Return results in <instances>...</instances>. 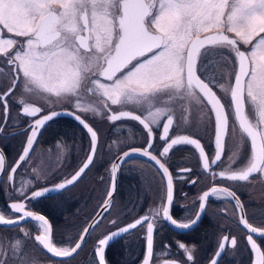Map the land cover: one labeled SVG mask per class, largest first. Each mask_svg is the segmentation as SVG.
<instances>
[{"label":"snow or ice","instance_id":"6c2138e0","mask_svg":"<svg viewBox=\"0 0 264 264\" xmlns=\"http://www.w3.org/2000/svg\"><path fill=\"white\" fill-rule=\"evenodd\" d=\"M10 100L21 106L17 116L28 123L22 132L12 133L26 134V140L10 165L0 149V185L15 196L8 212L0 208V228L20 232L0 235V264H43L41 253L68 264L105 213L113 211L124 166L141 174L160 203L124 226L125 212L118 211L108 230L95 237L90 264H108L107 249L133 230H143L141 264H196L195 246L179 242L180 257L169 259L170 246L157 249L154 233L162 226L158 222L181 231L193 229L210 198L232 204L246 229L252 264H264V249L254 239L256 234L264 240V227L249 222L245 204L232 187L213 184L199 195L198 204L193 201L196 211L189 210L187 219L171 215L174 177L167 164L174 146H192L211 180L264 186V0H0V140L8 139L6 127H19L10 115ZM62 116L89 134L83 162L63 173L59 182H49L63 167L65 151L58 143L55 169L33 168L30 178H21L18 169L31 160L41 129ZM97 119L138 122L146 132V146L121 151L124 141H114L108 147L111 164L99 178L104 188L98 207L103 211L85 226H73L74 232L56 237L48 218L30 209L41 200L62 197L96 166L98 155L103 157L104 145L89 122ZM160 128L162 150L154 154L153 137ZM203 135L213 138L211 157L201 143ZM113 147L118 149L114 158ZM139 157L153 163L158 180L136 168ZM191 172L180 168L176 179ZM259 219L264 222V215ZM28 221L37 234L23 226ZM55 238L62 243H54ZM225 242L238 245L235 236L220 237L209 264H220Z\"/></svg>","mask_w":264,"mask_h":264},{"label":"flooded vegetation","instance_id":"af4514ba","mask_svg":"<svg viewBox=\"0 0 264 264\" xmlns=\"http://www.w3.org/2000/svg\"><path fill=\"white\" fill-rule=\"evenodd\" d=\"M9 106L12 120L18 123L19 127L9 126L4 129V136L8 137V139L0 140V149L3 150L6 161L10 165L18 158L26 140V134L12 135V133L22 132L28 120L22 115L17 116L21 112L20 105L12 103L10 100ZM89 122L98 130L99 143L104 145V151L108 152V147L113 145L114 141L119 144L122 139H127V141L120 144L119 150L121 151L126 150L129 146L140 148L146 146L147 135L138 122L123 120L112 124L106 119L90 120ZM161 133L162 128L155 130L153 137L155 147L152 150L154 154H158L162 150L159 140ZM170 134L174 136L176 132L170 130ZM212 139L208 135H203L201 139V143L205 145V151L210 157L213 154ZM58 143L63 147H73V149L64 147L67 156H64L63 165L64 167L70 166L68 172H71L78 164L83 162L84 150L88 148L89 144V134L68 116H62L55 122H50L45 128L41 129L31 160L18 169L19 176L21 178H30L31 169L37 167L55 169L56 167H51L52 164L48 158V152L55 150ZM115 149L117 152L118 149ZM56 153L59 155V150ZM197 155L198 153L192 146H174L167 157L168 167L174 177V205L171 208V215L177 220L187 219L186 213L189 210L192 213L196 211V205L193 204V201H196L198 204L199 195L203 191L209 190L213 184H216L217 186L232 187L240 200L245 204L249 222L253 223L254 226L264 227V222H261L259 219L264 215V186L255 181L252 184L219 179L213 181L203 172ZM110 164V159L98 164V166L96 163V166L87 173V176L75 186L70 187V190L65 191L64 193L66 194L62 197L41 200L39 203H34L30 210L43 214L48 218L56 237H59L62 232L68 229L70 231L74 230L73 226L75 225L72 222L79 220L78 216L80 220H83L81 227L85 226V222L90 220L100 210L98 205L102 202L103 188L98 187L100 181L95 180L98 177L104 176L102 174L105 169H109ZM135 166L138 169H142L146 176H156L157 180L159 179L156 167L147 158L139 157ZM180 168H191L192 172L184 174V179H176V172ZM216 171H219V169H216ZM58 174L59 172L49 182H59L62 175L57 177ZM192 179L197 181L196 184L190 183ZM6 181L7 178L5 177V184ZM14 201L15 196L11 190L4 185H0V208L4 212H8V204ZM159 203L160 201L156 198V194L152 188L141 180L140 173H130L129 166H124L119 171L118 190L115 193L113 211L111 214L105 213L100 227L92 233V237L84 245L79 254L69 259L68 264H89L92 261V244L95 237L108 230V221L115 218L118 211L123 209L125 212V216L121 220V226L137 216L144 215L150 208L157 206ZM206 205V214L191 230L181 231L172 228L167 223L158 222L162 226L154 233L155 247L160 249L164 245H169L173 256L168 258L174 259L180 257V253L176 247L177 243L183 242L190 249L192 246H195L196 251L194 256L196 264H209L214 252L217 251L220 237L224 235L235 236L238 240V245L232 247L229 242H225V255L220 264H252L254 254L248 249L246 229L242 225H239L238 217L233 210L232 204L223 198H210L206 202ZM221 209H227V213L222 212ZM254 216L256 219H253ZM23 226L34 235L37 234V230L33 227L32 222H25ZM142 231L133 230L132 233L126 234L114 241L112 247L108 248L106 252L108 264H139L144 253ZM14 234H20L19 228L12 229L11 231L0 228V235L12 236ZM254 239H257L258 245L264 249V240L258 239L256 234H254ZM54 243L61 244L62 241L55 238ZM28 247L30 249L33 248L31 241L28 243ZM41 256L44 263L58 264L57 259L50 255L41 253Z\"/></svg>","mask_w":264,"mask_h":264},{"label":"rangeland","instance_id":"374dc122","mask_svg":"<svg viewBox=\"0 0 264 264\" xmlns=\"http://www.w3.org/2000/svg\"><path fill=\"white\" fill-rule=\"evenodd\" d=\"M121 141H124V143L127 141V139H122V140H120V142ZM120 144V143H119ZM64 147H66V148H68V149H73V147H71V146H64ZM58 149L56 148L55 150H53V151H51V152H48V154H49V160H51V164H52V166L51 167H57L56 165H57V157H58V154L56 153V151H57ZM116 149L113 147V149H112V157L114 156V154L116 153V151H115ZM43 156V158H44V155H42ZM67 155H66V153H65V157H66ZM44 159H46V158H44ZM78 159V158H77ZM109 159H110V157H109V154H108V152L107 151H104V155H103V157L101 158L99 155L97 156V158H96V163H97V166H98V164H100V163H103V162H106V161H109ZM74 163V162H73ZM72 163V164H73ZM71 164V165H72ZM64 169V170H63ZM70 170V166L68 167V166H66V167H64V165H63V167H61L60 168V170H59V174L57 175V177H60L63 173H66V172H68ZM106 173H107V169H105V171L103 172V174L102 175H106ZM143 174L144 175H146L144 172H143ZM140 178H141V180L143 181V179H142V177H141V174H140ZM95 181H100V179H99V177H98V179H96ZM98 187H102V188H104V185L101 183V181L99 182V185H98ZM64 194H66V193H64ZM63 194V195H64ZM99 194V193H98ZM97 194V195H98ZM76 218V217H75ZM77 218H79V220H75V221H73L72 222V224L73 225H75V226H79V227H81V225H82V222H83V220L81 219L80 220V217L78 216ZM67 231H70L69 229L67 230ZM71 231H75V229L74 230H71ZM65 232V231H64ZM57 245H60V244H57ZM43 264H51V263H49V262H47V263H44L43 262ZM80 264V263H79ZM90 264V263H89Z\"/></svg>","mask_w":264,"mask_h":264},{"label":"water","instance_id":"95a60500","mask_svg":"<svg viewBox=\"0 0 264 264\" xmlns=\"http://www.w3.org/2000/svg\"><path fill=\"white\" fill-rule=\"evenodd\" d=\"M118 175H119V173H118ZM99 211H103V209H101L100 208V210ZM141 216H143V215H141ZM141 216H137L136 218H139V217H141ZM100 217H96V219H99ZM136 218H134V219H136ZM133 219V220H134ZM133 220H131V221H129V222H127V223H130V222H132ZM126 224V223H125ZM125 224H123V225H121V226H124ZM172 227V226H171ZM173 228V227H172ZM175 229V228H174ZM139 264H141V261H140V263Z\"/></svg>","mask_w":264,"mask_h":264}]
</instances>
